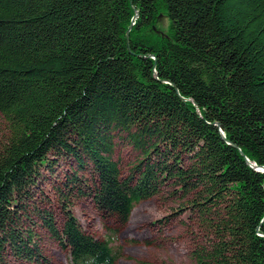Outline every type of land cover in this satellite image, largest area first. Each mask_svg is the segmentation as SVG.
<instances>
[{"label": "trees", "instance_id": "trees-1", "mask_svg": "<svg viewBox=\"0 0 264 264\" xmlns=\"http://www.w3.org/2000/svg\"><path fill=\"white\" fill-rule=\"evenodd\" d=\"M0 115L17 130L0 159V264L39 257L20 201L50 154L87 172L90 186H65L122 226L172 180L213 217L195 264H264V0H0ZM115 137L137 152L124 178ZM36 214L66 264L118 259L115 230Z\"/></svg>", "mask_w": 264, "mask_h": 264}, {"label": "rangeland", "instance_id": "rangeland-1", "mask_svg": "<svg viewBox=\"0 0 264 264\" xmlns=\"http://www.w3.org/2000/svg\"><path fill=\"white\" fill-rule=\"evenodd\" d=\"M16 135L15 127L0 115V159ZM113 143L112 160L124 178L130 173L137 152L125 139L115 137ZM47 165L38 168L37 179L27 188L28 201H20L26 212L19 228L30 231L39 257L26 260L7 252L5 264H66V249L50 237L37 217V210L50 212L58 231L65 211L70 213L82 232L99 240L106 239V228L115 230L116 238L111 243V247L119 249L115 264H195L194 253L204 249L208 241L212 242L209 230L213 218L209 216L212 215L191 207L194 196L183 194L172 180L158 185L152 196L136 203L128 222L122 226L111 216L99 212L90 197L80 196L70 186H65L66 178L74 173L81 178V188L84 184L90 186L87 172H76L74 163L66 156L50 154ZM227 201L226 197L216 209L211 207L210 213L219 210L215 213L225 214L223 209L227 210Z\"/></svg>", "mask_w": 264, "mask_h": 264}, {"label": "water", "instance_id": "water-1", "mask_svg": "<svg viewBox=\"0 0 264 264\" xmlns=\"http://www.w3.org/2000/svg\"><path fill=\"white\" fill-rule=\"evenodd\" d=\"M126 37H127V34H126ZM218 130H219V133L221 134V129L220 128H218ZM250 166V165H249ZM252 167V166H251ZM255 170H259V171H261V172H263L264 171V168H254Z\"/></svg>", "mask_w": 264, "mask_h": 264}]
</instances>
